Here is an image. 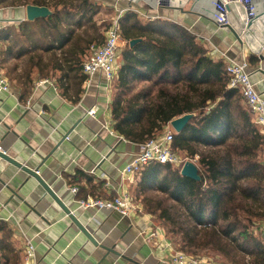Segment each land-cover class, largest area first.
Here are the masks:
<instances>
[{
  "label": "trees",
  "instance_id": "obj_1",
  "mask_svg": "<svg viewBox=\"0 0 264 264\" xmlns=\"http://www.w3.org/2000/svg\"><path fill=\"white\" fill-rule=\"evenodd\" d=\"M0 3L7 8L48 7L52 13L18 25L30 41L28 50L20 47V35L12 37L14 27L1 29L0 70H6V77L17 74L26 79L23 84L29 89L33 75L37 80L56 79L64 94L71 90V81H77L78 102L87 81L82 66L103 38L95 21L102 9L99 2ZM120 27L127 45L113 88L115 130L124 140L144 145L172 121L193 115L182 133L175 132L173 150L183 159L198 156L201 176V182H195L182 177L179 168L152 164L129 195L156 218L168 239L186 255L209 252L228 264H264V244L248 231L254 221L264 220V135L244 106L243 93L228 89L227 63L207 58L206 49L188 28L171 20L146 19L130 11L122 16ZM134 41L138 42L131 46ZM26 55L28 61L20 73L19 64L8 67L9 61ZM248 61L251 68L260 64L256 55ZM73 180L77 185L82 180L87 184L81 198H99L95 192H100L102 184L94 185L95 179L77 174ZM7 227L0 225V264H10L8 255L13 252L6 244L12 239ZM240 254L250 261L246 263Z\"/></svg>",
  "mask_w": 264,
  "mask_h": 264
},
{
  "label": "crops",
  "instance_id": "obj_2",
  "mask_svg": "<svg viewBox=\"0 0 264 264\" xmlns=\"http://www.w3.org/2000/svg\"><path fill=\"white\" fill-rule=\"evenodd\" d=\"M97 1L102 9L95 21L103 36L100 39L102 45L107 33L104 26L109 27L113 20L112 15L106 12L115 11L117 16L119 11L113 4L114 0ZM192 4V1L188 2L183 12L150 10L154 17L158 16L157 19H168L185 26L197 40L208 39L209 48L227 55L228 61L233 59L242 63L246 60L250 66L248 59L253 54L249 48L241 46L229 30L216 27L212 19L208 23L196 11L197 6H209L210 1L208 4L197 3L193 14ZM143 5L148 7L145 3ZM5 6L0 3V32L1 29L13 28L27 21L26 8ZM128 7L125 4L119 6L124 11H128ZM136 12L147 19L148 16L141 11ZM223 60L228 63L226 59ZM23 69L24 66L19 65L18 73ZM260 71L264 72V61L261 59L259 66L251 68L250 72L258 91L264 95V74ZM6 79L10 84V94L0 91V151L30 168L41 165L45 159L40 170L42 178L99 244L108 248L117 246L115 251L121 254H107L106 250L93 246L54 200L45 194L37 181L31 179L26 183L27 175L24 172L0 158V225H7L12 235L11 241L6 242L13 251L8 255L10 264H27V240L32 241L36 249L35 259L28 264H173L171 254L168 255L164 248V245L173 244L172 241L156 218L144 211L136 197L131 195L135 198L138 212L130 217L105 209H84L79 203L113 200L121 194H129L137 186L138 177L146 170L133 177L124 173L141 145L124 140L114 128L111 106L115 82L109 85L103 74H99L95 80L87 79L81 86V99L75 102L79 90L77 81H71V90L64 94L56 79H48L52 84L38 88L41 80H48H37L33 75L31 89L23 84L27 80L20 79L17 74ZM93 108L97 112L95 117L88 115ZM66 136L68 138L64 141ZM199 160L194 163L196 166ZM77 174L95 179L94 185L102 184L100 192H95L99 198H81V189L87 188V184L83 181L85 177L81 185L74 184L73 179ZM73 188L78 189L76 195L71 192ZM153 232H159L161 237L152 238ZM256 236L264 244V239ZM19 247L22 248L21 253L17 252Z\"/></svg>",
  "mask_w": 264,
  "mask_h": 264
},
{
  "label": "built area",
  "instance_id": "obj_3",
  "mask_svg": "<svg viewBox=\"0 0 264 264\" xmlns=\"http://www.w3.org/2000/svg\"><path fill=\"white\" fill-rule=\"evenodd\" d=\"M115 8L119 11L118 15L113 18L110 22L107 33L105 35V41L102 45L93 47L91 49V56L85 61L82 66V74L88 80H95L99 74H103L107 78L109 85L115 82L120 69V57L122 49L127 45L122 38V31L120 27V20L126 12L132 10L133 5H139L146 9V17H150L149 7H144L143 3H137L139 0H114ZM254 0H210V5H204V8L211 10L213 25L218 28H225L230 26L228 22L227 6L230 3H238L248 10V5L253 3ZM125 3L129 5L128 11L119 10V4ZM254 8L251 7V11L247 12L248 20L254 16ZM144 13V12H143ZM199 13V12H198ZM200 15H203L200 13ZM154 17V15H153ZM151 17V20H156L157 18ZM228 30V29H227ZM199 42L206 48V57L212 61L226 59L228 61L227 55L221 53L217 49H210V42L206 38H198ZM251 67L248 66L246 60L242 63L236 62V60H230L227 63V75H229V90L240 91L244 96V105L249 109L253 123L258 126L261 133L264 135V95L262 92L258 91L257 84L253 79L251 74ZM52 84L50 80H41L38 84V88ZM0 91L3 93L10 94V84L9 81L4 76L2 70H0ZM97 114L95 108L88 112L89 116L95 117ZM174 135L175 131L170 124L164 129V132L150 141L141 145V149L136 153L132 159V162L124 169V173L127 176L133 177L134 174L146 169L152 164H159L163 166L171 165L173 167L182 169L184 164L188 161L196 163L199 158L196 156L194 159L181 158L173 150L174 145ZM73 195L78 193L77 188L71 190ZM82 208H98L99 210L105 209L110 212H120L124 217H130L138 212V207L135 205V200L129 194H121L118 198L113 200H102V201H89V202H79ZM253 232L258 233L264 239V220H256L252 224ZM164 238L165 235L161 233ZM159 238V232H153L152 238ZM166 244L167 241H166ZM165 252L169 255L171 254L173 264H217L214 260L208 257H198L186 255L180 252L178 248L173 244H168L167 247L164 245ZM36 257V249L34 248L32 241L27 240L26 244V261L33 262ZM223 264V263H221Z\"/></svg>",
  "mask_w": 264,
  "mask_h": 264
},
{
  "label": "water",
  "instance_id": "obj_4",
  "mask_svg": "<svg viewBox=\"0 0 264 264\" xmlns=\"http://www.w3.org/2000/svg\"><path fill=\"white\" fill-rule=\"evenodd\" d=\"M191 1L193 2L191 14H193L195 12L194 8L197 3L208 4V1L210 0H139L137 1V3H145L152 10L168 9L183 12V8L188 2ZM251 7L254 8V16L249 18L248 20L247 12L251 11ZM226 8L229 11L228 22L230 24V26H227V29L234 35L241 46L249 48L251 54L260 57V59L264 61V0H254L253 3L248 5L247 11L245 7L238 3H230V5H228ZM26 13L28 22L36 21L39 19H46L52 16V13L48 7H38L32 5H29V7L26 8ZM136 42L138 41L132 42L131 46H133V44ZM260 72L264 74V72ZM192 118L193 115H185L182 118L172 121L170 123V127H172L177 134H180L183 132V130L186 128V125ZM68 136L64 138V141H66ZM0 158L8 164L14 166L16 169L21 170V172H24L27 175L26 183H28L31 179L37 181L45 191V194L54 200L56 205L62 210L63 213H65L71 223L76 226L77 229L80 230L85 237H87V239L92 243L93 246L101 250H106L107 254H115L117 256L121 255L115 251V248L117 246L108 248L107 246H102L101 244H99V242L95 240L93 234L89 230H87V228L83 227L79 219L74 215V213H72L70 207L65 204V202L56 194L52 187H50L49 184L42 178V176L40 175V170L43 166V163L45 162V159L42 160L41 165L35 168H30L26 164H23L18 160L16 161L9 155L4 154L2 151H0ZM181 176L187 177L195 182H201V176H199L198 167L190 161L184 164V167L181 170ZM43 201L44 199L41 200V202Z\"/></svg>",
  "mask_w": 264,
  "mask_h": 264
},
{
  "label": "rangeland",
  "instance_id": "obj_5",
  "mask_svg": "<svg viewBox=\"0 0 264 264\" xmlns=\"http://www.w3.org/2000/svg\"><path fill=\"white\" fill-rule=\"evenodd\" d=\"M1 1V0H0ZM114 4V3H113ZM119 10H122V9H120V8H118ZM132 9L133 10H131V11H141L143 14H145L147 11H146V9H144V8H139V7H135V6H133L132 7ZM149 10H150V8H149ZM152 11V10H151ZM106 14H109V15H112V19H113V17L115 16V14H116V12L114 11V12H112V11H110V12H106ZM146 15V14H145ZM149 15H150V17H147V18H151V17H153V15H154V13L152 12V13H149ZM158 17V16H157ZM157 17H153V18H157ZM166 20H168V19H166ZM176 23V22H175ZM211 23V22H210ZM16 26H18V24L17 25H14V28H15V32H14V34H13V38H16L18 35H20L21 36V39L20 40H18V42H19V45H20V47H24V50H28V48H30V41H28L27 40V34H26V36H23L22 35V30L20 31V30H18L17 28L18 27H16ZM33 29H36V27H33ZM31 28H30V30L27 32V33H29V35H30V33H31ZM204 47V46H203ZM205 48V47H204ZM206 49V48H205ZM17 50L18 51H20V48H17ZM263 56H264V53H263ZM21 58V60H18V61H12V62H10L9 61V66L8 67H13L14 65H16L17 66V64H19L20 66L22 65V66H25L26 67V63H27V61H28V56L26 55V56H21L20 57ZM6 71V70H5ZM164 228V227H163ZM253 227H252V224H250V226H249V228H248V231H249V233H252V234H256V235H259L258 233H255V232H253V229H252ZM201 229V227L199 228V230ZM165 230V229H164ZM165 232H166V230H165ZM255 235V236H256ZM256 237H258V236H256ZM258 239H260L259 237H258ZM243 247H245V246H243ZM177 248H178V250L180 251V252H182L180 249H179V247L177 246ZM184 253V252H183ZM186 254V253H185ZM240 257H241V259H244V261L246 262V263H248L249 261H250V259H248L246 256H244L243 254H240L239 255ZM198 257H208V258H210V259H212V260H214L217 264H221V263H223V264H228V263H226V262H224V260L222 259V258H220L219 257V255H217V254H213V253H209V252H204V253H199L198 254ZM247 259H248V261H247Z\"/></svg>",
  "mask_w": 264,
  "mask_h": 264
},
{
  "label": "bare ground",
  "instance_id": "obj_6",
  "mask_svg": "<svg viewBox=\"0 0 264 264\" xmlns=\"http://www.w3.org/2000/svg\"><path fill=\"white\" fill-rule=\"evenodd\" d=\"M113 2L115 4V1H113ZM123 4H125V3H121V4H119V6H121ZM198 4H200V3H198ZM133 6L139 7V8L141 7L139 5H133ZM196 9H197L196 11L200 12L201 14H203L202 18H204L206 21H208V23H210V17L213 16L212 13H211V10H209L208 8H204L203 6L201 8H199V6H197Z\"/></svg>",
  "mask_w": 264,
  "mask_h": 264
}]
</instances>
